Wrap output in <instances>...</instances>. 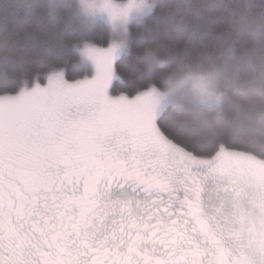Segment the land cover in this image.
<instances>
[{
  "label": "snow or ice",
  "instance_id": "snow-or-ice-1",
  "mask_svg": "<svg viewBox=\"0 0 264 264\" xmlns=\"http://www.w3.org/2000/svg\"><path fill=\"white\" fill-rule=\"evenodd\" d=\"M89 7L124 32L107 47L85 44L91 79L57 73L46 87L0 94V264H241L264 254L230 243L237 222L223 212L239 204L255 217L264 194V0ZM221 56L239 76H221Z\"/></svg>",
  "mask_w": 264,
  "mask_h": 264
},
{
  "label": "trees",
  "instance_id": "trees-1",
  "mask_svg": "<svg viewBox=\"0 0 264 264\" xmlns=\"http://www.w3.org/2000/svg\"><path fill=\"white\" fill-rule=\"evenodd\" d=\"M75 6L72 0H0V83L7 86V91L0 87V94L41 85L46 75L58 70L66 81L90 75L76 47L81 43L105 47L112 33L102 22L86 25ZM135 29L132 22L129 30ZM132 47L135 50L134 38ZM13 67L27 71L13 77ZM116 89L114 81L113 96L118 94Z\"/></svg>",
  "mask_w": 264,
  "mask_h": 264
},
{
  "label": "rangeland",
  "instance_id": "rangeland-1",
  "mask_svg": "<svg viewBox=\"0 0 264 264\" xmlns=\"http://www.w3.org/2000/svg\"><path fill=\"white\" fill-rule=\"evenodd\" d=\"M72 1H74L75 5H76L75 7L77 10L78 16L82 19V21L86 25H89V24L92 25L95 23L102 22L110 28V31L112 33V38H111L110 42L111 41L119 42L123 38L124 32H123V28L121 26V23L119 21H115V22L111 21L109 19V17L107 16V14L104 13L103 11L92 10L89 7L90 5L98 6L100 3V0H72ZM132 22H135L134 17L128 21V23L126 25L128 29H129V25ZM109 43H108V45H109ZM85 44L86 43L79 44L76 47V50L80 56L81 63L83 65H86L89 67V69H90V75L89 76H86L84 78H81V79H78L75 81H66L64 79L63 72L61 70H58V71H54V72L46 75L43 84H41L39 86L40 87H46L48 85V82H49V77L54 76L57 73L63 78L64 81H66L68 83L78 82V81H82L84 79H91L95 74V66H94L93 62L91 61V59L88 58L84 54L83 49L85 47ZM87 44H90V43H87ZM91 45H93V44H91ZM107 46H105V47H107ZM34 86H36V85H34ZM34 86L28 87L26 89H31ZM111 87H112V85L108 89V94L112 97H115L110 93ZM250 199H251V196H249L245 200V205H247V203ZM259 199H260V205L261 206H260V208L257 209V211L255 213V217H253L252 211L250 208H249L248 212L245 213L244 208L241 207L239 204H236V205L229 204V205L225 206V208L223 210L224 216L226 218H229L230 224H231V221L233 218L237 222V227L232 229V234L234 235V237L238 238L239 242L230 241V243L233 244L234 246L244 248V247H247L251 243L253 245V247H260L262 252H264V194L260 195ZM245 216H247V223H244ZM253 219L256 220L255 228L252 227ZM249 233H251V235ZM257 233H258V235H257ZM241 264H264V254L257 253L254 256H249V258L247 260H245L242 256L241 257Z\"/></svg>",
  "mask_w": 264,
  "mask_h": 264
},
{
  "label": "clouds",
  "instance_id": "clouds-1",
  "mask_svg": "<svg viewBox=\"0 0 264 264\" xmlns=\"http://www.w3.org/2000/svg\"><path fill=\"white\" fill-rule=\"evenodd\" d=\"M242 50L237 46L235 48V55H241ZM216 70L221 74L222 77H230L233 75L239 76L237 69L230 62H226L224 57H217L215 61ZM239 82V81H238ZM164 90L163 88L161 89ZM211 115V114H210Z\"/></svg>",
  "mask_w": 264,
  "mask_h": 264
},
{
  "label": "flooded vegetation",
  "instance_id": "flooded-vegetation-1",
  "mask_svg": "<svg viewBox=\"0 0 264 264\" xmlns=\"http://www.w3.org/2000/svg\"><path fill=\"white\" fill-rule=\"evenodd\" d=\"M231 241L239 242V241H238V238L234 237V235H233V239H232Z\"/></svg>",
  "mask_w": 264,
  "mask_h": 264
}]
</instances>
